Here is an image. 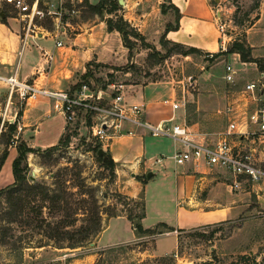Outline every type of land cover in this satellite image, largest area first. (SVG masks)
I'll use <instances>...</instances> for the list:
<instances>
[{"label":"rangeland","instance_id":"rangeland-1","mask_svg":"<svg viewBox=\"0 0 264 264\" xmlns=\"http://www.w3.org/2000/svg\"><path fill=\"white\" fill-rule=\"evenodd\" d=\"M206 1L216 14L215 26L223 27L227 39L225 49L232 40H243L250 47L252 61L240 65L237 53L234 57L232 53H221L209 58L206 52L199 50L183 55L171 42L160 44V37L151 43L144 42L148 47L136 39L126 62L110 67L92 66L80 82L95 87L111 82L133 85L124 86L129 97L140 85L163 83L171 86L178 97L183 96L180 116L187 124L194 123V128L201 133L214 134L223 129V118L216 112L221 109L228 88L221 79L222 66L225 62L234 66L240 87L244 80L254 76V68L264 65V0ZM0 10L10 15L15 13L1 1ZM8 25L12 28L11 22ZM8 71L0 68V73ZM188 76L191 85L185 80ZM6 96L5 87L0 85V129L16 119L22 102L14 95L7 102ZM64 134L68 135L65 145L58 143L50 152L37 149L27 153L26 181L7 188L0 195V264H264V182L254 183L208 166L204 168V175L207 189L212 188L213 200L218 195H227L228 206L236 207L229 218L173 228L130 243L95 249V236L105 220L112 214L138 212L135 202L138 198L131 201L118 192L115 166L110 172L97 158L93 148L97 142L86 125L76 123ZM18 138L13 136L12 141L7 140V151ZM7 143L4 136L0 137V151ZM0 182V188L10 187L9 181ZM33 184L46 186L49 193H57L60 209L50 208L49 211L50 201L33 193L29 186ZM73 198L82 200L75 203ZM166 201L165 195L154 198V203H159L161 211L166 213L150 215L173 223L170 212L173 205H167ZM66 212L70 213L68 217ZM52 217L54 221L62 218L64 223L58 225L67 231L77 229L78 238L83 237L85 231L89 233L74 247L75 252L74 248L65 247L71 243L67 237L55 238L53 234L55 237L50 238ZM158 229L164 230L155 231ZM57 245L64 246L61 252H55ZM40 246H48L54 254L34 257L35 248ZM72 252L74 254H69Z\"/></svg>","mask_w":264,"mask_h":264},{"label":"crops","instance_id":"crops-1","mask_svg":"<svg viewBox=\"0 0 264 264\" xmlns=\"http://www.w3.org/2000/svg\"><path fill=\"white\" fill-rule=\"evenodd\" d=\"M62 1L66 0H38V7L51 13ZM82 1L74 15L50 14L35 19L32 32L25 35L16 14L10 15L0 10L3 16L6 15L3 21L0 18V68L11 70L15 66L20 80L48 90H67L80 82L86 69L94 67V64L110 67L126 62V48L122 46L119 34L114 30H106L105 18L113 16V13L98 15L90 12L82 5ZM86 1L90 5L98 2ZM162 4L163 12L160 10ZM119 6L116 13L143 37L144 42H154L163 34L167 41L192 46L204 52L218 50L216 14L206 0H121ZM173 7L178 12L177 27L164 31L166 24L174 25ZM8 22H11L12 28ZM57 41L60 45H56ZM235 55L232 53L231 57ZM139 87L127 99L143 104L144 118L148 122L157 123L171 116L181 118L182 108L172 111L169 103L162 102L163 99L171 101L178 97L171 86L149 82ZM18 110L20 114L16 118L14 138L19 137L18 140L24 141L28 147L44 149L55 145L65 132L62 115L51 109V102L46 97L22 101ZM188 125L196 129L194 123ZM124 128L132 129L133 133L113 138L105 151L115 166L118 192L132 199L142 196L143 216L139 219L142 229H151L162 220L174 229L193 227L224 220L234 214L236 207L228 206L227 195H218L216 202L213 200L212 188L207 189L205 165L194 168L189 163L178 165L173 162L170 156L179 148L177 143L167 137L152 136L144 129L128 124ZM16 142L14 140L9 146L0 167V181H9V184L12 182L10 163L16 155ZM242 144L251 146L249 141ZM258 149L263 153V146L259 145ZM147 173L149 177H146ZM142 176L144 182L140 181ZM163 195L167 196V205H173L170 211L173 223L167 218H152L150 215L153 212L165 215L166 211H161L159 203H154V198ZM145 236L135 233L125 215L118 214L105 220L95 236L94 245L95 249H104ZM55 250L61 252L62 248ZM73 250L75 252V248ZM53 252L48 246H40L35 248L33 254L37 257Z\"/></svg>","mask_w":264,"mask_h":264},{"label":"built area","instance_id":"built-area-1","mask_svg":"<svg viewBox=\"0 0 264 264\" xmlns=\"http://www.w3.org/2000/svg\"><path fill=\"white\" fill-rule=\"evenodd\" d=\"M0 1L15 12L25 35L32 32L35 19L50 14H76L82 0L62 1L51 13L42 11L38 7V0ZM216 29L219 35L217 52H222L225 50L226 35L222 25H217ZM56 45H60L59 41ZM205 55L211 58L213 52H206ZM254 71V76L244 80L239 87L234 66L228 62L223 64L221 79L228 88L224 103L216 112L222 116L224 128L214 134L201 133L192 129L183 118L173 116L157 123L148 122L144 118L143 104L128 100L124 89L128 85L119 82H111L104 87L81 82L78 87L67 90H48L20 80L14 66L7 73H0V85L6 89L7 102L13 95L21 101L38 96L48 98L51 109L62 115L64 130L76 123L86 125L100 149L108 148L115 137L131 135L132 129L124 128L128 124L144 129L152 136L167 137L177 143L179 148L170 156L175 164L189 163L194 168L202 165L216 167L257 183L264 182V150L260 153L258 149L259 145L264 147V69L254 68ZM185 80L192 84L190 76ZM162 102L169 103L172 111L184 105L183 96L171 101L163 99ZM244 141H249L251 146L242 144Z\"/></svg>","mask_w":264,"mask_h":264},{"label":"trees","instance_id":"trees-1","mask_svg":"<svg viewBox=\"0 0 264 264\" xmlns=\"http://www.w3.org/2000/svg\"><path fill=\"white\" fill-rule=\"evenodd\" d=\"M65 5L68 6V4H65ZM82 5L85 6L90 12L96 13L98 15L102 14L103 12H105L107 14L113 13V16L105 18L106 30L107 31H113L114 30L119 34L121 44L124 48H126L127 57L130 56L131 49L133 48L134 42L136 39H139L142 42V44H145V46L148 47L146 45V43H144L143 37L132 26H130V24L126 20H124L121 15H118L116 13V11L120 8V6L116 0H98V2L95 5H90L87 3L86 0H83ZM160 10H161V12L164 11V5L163 4L160 6ZM173 11H174V25H171L169 23L166 24L164 27V31H167L169 29H174L177 27L178 12L174 7H173ZM5 16L6 15L4 14V16L1 18V21L4 20ZM159 42H160V44H165V43L171 42V41L165 40L164 36L162 34L159 38ZM171 43L183 55H186L189 53H194V52H199V49L192 47V46H187V45H184V44H181L178 42H171ZM249 48L250 47L248 45H246L243 40L234 39L231 41V43H229V45L227 46V48L224 51L213 53L212 56H216V55L221 54V53L222 54L237 53L239 56V60L241 62H246V61L249 62V61H252V59L249 56ZM94 65L96 66V64H94ZM258 69H264V65L263 64L259 65ZM88 73H89V70L86 69L83 77L88 75ZM81 82H83V81H81ZM81 82H78L73 88L78 87V85ZM19 114H20V112L18 110L16 112V118L19 116ZM15 133H16V119L13 120L12 123L5 124V128L1 127V129H0V137L4 136L6 143H7V140H11V141L13 140V136L15 135ZM67 141H68V135H65L63 133V135L59 139L58 143H61V145L62 144L65 145L67 143ZM57 144L46 147L42 150L45 152H50L51 150H54L56 148ZM8 145H9V142L0 151V167H1L3 161L6 157ZM14 147H15L16 155L10 163L12 182L8 185L10 187L5 186V187L0 188V195L7 188H13L16 185H21L26 181V170H27L26 155H27V153H32L35 150H37V149H33L31 147H28L24 143V141H22V140H18L15 143ZM93 148H94V152L97 155V150L100 148L99 144L97 143ZM97 158L100 159L105 164V166L110 170V172L112 171V169L114 168V163L105 150L102 151L101 155H99ZM143 179H144V176H142V179L140 181L144 182ZM29 186L33 190V193H39V194H41L43 199H48L50 201V207H47L49 211H51L50 208H52L53 211L60 209V206L58 205L57 193H54L53 191H51L49 193L46 186H41L38 184H33V185H29ZM73 200H75V203H79V201L82 199L76 200L73 198ZM129 200L135 201V199H132V198H129ZM135 202L139 208V211L138 212H128V213L124 214L126 219L129 220L130 222H132V220H134V219L137 220V222L134 225H132L135 233L149 235V234H157V233L167 232V231L173 230L172 227L167 226L166 224L161 223V222L156 223V225H154V227L151 229H142L140 226V223H139V219L143 216V199H142V196H139L138 201H135ZM76 209H77V207H76ZM74 214H75V211H74ZM68 215H70V213L66 212L65 216L68 217ZM116 215H118V214H112L110 216H116ZM67 217H64V219ZM51 221H52L51 222L52 226L50 227L51 228L50 230L52 233L50 234V238L55 237L53 234H55L57 236L55 238L67 237L71 241V243L67 244L65 247L74 248V247L79 246L81 241L89 234L87 231H85L84 236L83 237L81 236L78 238L77 236L79 235V233H78L77 229L73 228V229L67 231V229H63V227L58 225V223L61 225H62V223H64L62 218L56 219V221H54V217H52ZM66 222L68 223L70 221H65V223ZM47 224H50V222H47ZM157 228H163L164 230L161 231L158 229V231H155ZM57 240H59V239H57ZM62 247H64V246H61V245L56 246V248H62Z\"/></svg>","mask_w":264,"mask_h":264},{"label":"water","instance_id":"water-1","mask_svg":"<svg viewBox=\"0 0 264 264\" xmlns=\"http://www.w3.org/2000/svg\"><path fill=\"white\" fill-rule=\"evenodd\" d=\"M117 3H118V4H121V0H117ZM2 17H3V14L0 12V18H2ZM101 153H102V149L99 148V149L97 150V156L101 155ZM149 175H150V174L147 173V174H146V177H149ZM136 222H137V220L134 219V220H132L131 224L134 225Z\"/></svg>","mask_w":264,"mask_h":264}]
</instances>
